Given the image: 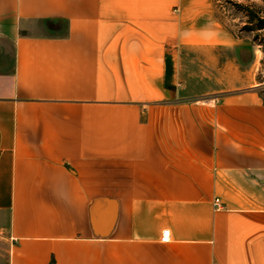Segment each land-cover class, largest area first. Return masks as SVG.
<instances>
[{"label":"crops","instance_id":"obj_1","mask_svg":"<svg viewBox=\"0 0 264 264\" xmlns=\"http://www.w3.org/2000/svg\"><path fill=\"white\" fill-rule=\"evenodd\" d=\"M215 11L0 0V264H264V99Z\"/></svg>","mask_w":264,"mask_h":264},{"label":"rangeland","instance_id":"obj_2","mask_svg":"<svg viewBox=\"0 0 264 264\" xmlns=\"http://www.w3.org/2000/svg\"><path fill=\"white\" fill-rule=\"evenodd\" d=\"M215 6L216 16L234 41L231 47L221 50L222 70L236 69L235 84L255 85L251 89L257 90L264 99V48L254 39L255 35H260L264 41V31L245 30L249 15L264 17V0H217ZM32 30L36 33L63 35L66 26L62 23H37Z\"/></svg>","mask_w":264,"mask_h":264},{"label":"trees","instance_id":"obj_3","mask_svg":"<svg viewBox=\"0 0 264 264\" xmlns=\"http://www.w3.org/2000/svg\"><path fill=\"white\" fill-rule=\"evenodd\" d=\"M217 0H215L216 2ZM218 17V16H217ZM248 26L245 28L248 32L264 31V17L258 14H251L248 16ZM255 42L259 43L264 48V41L260 35H255Z\"/></svg>","mask_w":264,"mask_h":264},{"label":"built area","instance_id":"obj_4","mask_svg":"<svg viewBox=\"0 0 264 264\" xmlns=\"http://www.w3.org/2000/svg\"><path fill=\"white\" fill-rule=\"evenodd\" d=\"M170 230H164L162 233L161 242L162 243H169L170 242Z\"/></svg>","mask_w":264,"mask_h":264},{"label":"bare ground","instance_id":"obj_5","mask_svg":"<svg viewBox=\"0 0 264 264\" xmlns=\"http://www.w3.org/2000/svg\"><path fill=\"white\" fill-rule=\"evenodd\" d=\"M170 239H171V235H170Z\"/></svg>","mask_w":264,"mask_h":264}]
</instances>
